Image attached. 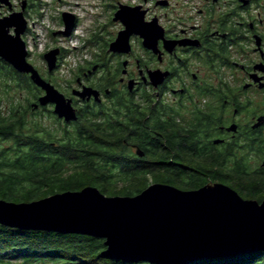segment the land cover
Returning <instances> with one entry per match:
<instances>
[{"label":"trees","instance_id":"trees-1","mask_svg":"<svg viewBox=\"0 0 264 264\" xmlns=\"http://www.w3.org/2000/svg\"><path fill=\"white\" fill-rule=\"evenodd\" d=\"M3 63H0V87L4 88L5 99L11 91L21 90L37 102L43 92L30 77ZM140 99L141 102L135 95L123 94L118 96L119 108L114 117L84 115L73 124H61L56 132L37 118L41 115L35 114L34 103L28 100L24 108L13 102L9 110L3 111L1 99L0 199L17 204L32 203L87 187H95L108 195L109 190L118 191L120 186L124 189L115 196H137L150 186L149 179L153 184L187 191L220 180L234 184L245 199H264V170H252L248 156H228L227 171L217 157L210 156L203 159V164L210 166L207 171L201 168L191 172L194 158L191 153H197L193 148L192 129L183 123L176 124V118L161 123L160 103L152 106L155 98L151 99L148 92ZM123 109L128 113L123 115ZM179 124L177 128L175 125ZM130 140L139 145L143 158L132 155L127 147ZM105 249V241L100 239L22 232L0 226V264L7 263L6 258L22 259L23 264H127L104 258ZM253 261L264 264V254L196 263L249 264Z\"/></svg>","mask_w":264,"mask_h":264},{"label":"flooded vegetation","instance_id":"flooded-vegetation-1","mask_svg":"<svg viewBox=\"0 0 264 264\" xmlns=\"http://www.w3.org/2000/svg\"><path fill=\"white\" fill-rule=\"evenodd\" d=\"M144 2L150 6L112 5L109 25L120 27L118 35L125 28L121 22L114 21L119 6H141L147 11L145 22L156 20L160 27V54L146 50L143 40L137 36L132 37L131 43L141 42L145 59L128 60L133 50L129 55L109 52L105 58V52L98 47L95 59L76 71L75 85L61 92L73 102L78 117H114L119 108L118 96L135 95L141 101V96L148 92L151 99L155 98L152 106L160 103L161 123L176 118V124L183 123L192 129L193 148L197 153H191L194 156L191 172L201 168L207 171L208 165L203 164V159L210 156L217 157L225 171L230 167L228 156H260L263 161L255 170H264V0ZM23 6V0H13L12 8L0 3V19L24 12L28 28L23 39L27 42L31 0H26L25 10ZM5 9L9 10L7 14ZM107 27L106 24L102 31ZM63 54L61 49L59 61ZM59 67L60 64L54 73ZM156 71H160L158 87L150 79V73ZM132 81L135 86L130 91ZM85 87L100 92L99 97L83 100L75 95ZM49 107L55 108L49 105L36 110ZM121 112L128 113L124 109ZM57 119L64 125L74 123ZM180 124L175 126L180 128ZM127 147L132 155L138 156V151L144 153L134 140H130ZM215 184L228 186L220 180L210 181L205 186Z\"/></svg>","mask_w":264,"mask_h":264},{"label":"water","instance_id":"water-1","mask_svg":"<svg viewBox=\"0 0 264 264\" xmlns=\"http://www.w3.org/2000/svg\"><path fill=\"white\" fill-rule=\"evenodd\" d=\"M12 1L0 3L12 8ZM23 3L25 10L26 0ZM146 13L141 6H119L114 21L125 28L118 33L109 52L131 54V39L137 36L146 50L160 54V27L156 20L146 23ZM63 22L65 31L55 32L54 37H70L77 18L64 13ZM0 24V59L19 74L28 75L44 94L33 109L54 105L59 119L66 123L78 121L73 102L29 62L28 46L23 39L28 28L24 12L0 19ZM60 55L59 48L44 55L49 73L56 71ZM127 65L126 62L124 66ZM150 79L158 87L160 71L151 72ZM134 86L130 82L129 90L133 91ZM99 94L88 87L75 92L83 100L98 98ZM137 155L144 157L139 151ZM0 226L104 240L106 249L102 256L127 264H193L264 254V201L246 200L224 184L189 191L154 184L137 196L117 197L87 187L21 204L0 199Z\"/></svg>","mask_w":264,"mask_h":264},{"label":"rangeland","instance_id":"rangeland-1","mask_svg":"<svg viewBox=\"0 0 264 264\" xmlns=\"http://www.w3.org/2000/svg\"><path fill=\"white\" fill-rule=\"evenodd\" d=\"M144 1L145 0H31L32 8L29 10L31 27L30 35L27 37V46L30 53L29 62L36 67L46 80L51 82L60 92L63 93L66 88L75 85L76 71L78 68L86 65V63L91 61L92 58L95 59V54H98V47L102 48L105 52V58L108 57L107 53H109L110 45L117 39V32L120 30V27L117 24L109 25L112 15V5L122 3L133 6L139 4L150 6V4H145ZM8 11V9H5L4 13L7 14ZM71 12L74 13L79 20L77 26L74 28L75 31H73L72 35L68 38L59 35L54 37L53 34L55 32L65 31L63 14ZM106 24L108 27L105 32H103V27L106 26ZM87 39H89L91 45L87 44ZM132 46L133 54L128 57V60L134 61V58L136 57L142 59L147 57L139 40L132 41ZM57 48L62 49L64 54L61 57V61H58L60 67L57 73L53 72V74H50L48 65L44 60V55ZM105 60L109 62L110 59ZM134 70H136L135 66ZM6 71H8V69H6ZM1 84L2 82H0V86ZM3 90L4 88L0 87V100L2 99L3 102L1 109L3 111L9 110L13 102L24 108L28 106L29 102L31 104L36 102L34 98L21 90L11 91L8 99H5L6 96H3ZM41 96H43V93H41L39 97ZM47 109L48 112L40 109L37 110L35 114L41 115V117L37 118L41 119L44 126L51 128L52 131L56 132L60 129V125L62 124L63 126L64 124L57 120L53 107ZM50 112H52V115ZM28 115L29 119H31L32 114L29 113ZM2 145L7 146L6 143H2ZM248 157L251 169H258L263 161L262 157ZM149 182L150 186L154 185L151 179H149ZM228 186L238 191L234 184H228ZM123 189V186H120L118 191L116 189L109 190V193L106 196L117 197L115 196L116 192L118 193ZM260 199L261 198L255 199V201H264V199ZM237 258L238 257L231 259L236 260ZM6 262L9 264H23L22 259L15 258H6ZM249 264L260 263L258 261H253Z\"/></svg>","mask_w":264,"mask_h":264},{"label":"built area","instance_id":"built-area-1","mask_svg":"<svg viewBox=\"0 0 264 264\" xmlns=\"http://www.w3.org/2000/svg\"><path fill=\"white\" fill-rule=\"evenodd\" d=\"M72 13V12H71ZM73 15H75L74 13H72ZM76 16V15H75ZM77 17V16H76Z\"/></svg>","mask_w":264,"mask_h":264},{"label":"snow or ice","instance_id":"snow-or-ice-1","mask_svg":"<svg viewBox=\"0 0 264 264\" xmlns=\"http://www.w3.org/2000/svg\"><path fill=\"white\" fill-rule=\"evenodd\" d=\"M0 27H2V24H0Z\"/></svg>","mask_w":264,"mask_h":264}]
</instances>
